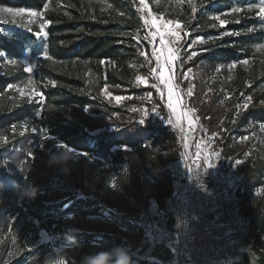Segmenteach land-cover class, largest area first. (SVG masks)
<instances>
[{"label": "trees", "instance_id": "16d2710c", "mask_svg": "<svg viewBox=\"0 0 264 264\" xmlns=\"http://www.w3.org/2000/svg\"><path fill=\"white\" fill-rule=\"evenodd\" d=\"M149 2L155 12L187 25L190 37L205 41L196 49L197 55L183 64L184 71L194 72L189 105L196 109L200 123L210 132L223 127L230 130L234 124L228 141L235 133L244 134L250 125L264 123V18L259 11L262 0H195L194 14L187 0ZM137 4V0H0V8H26L42 14L13 31L0 32V137L4 138L0 144V241L7 252L14 233L26 225L36 237L40 228L60 233L68 253L89 254V246L96 240L93 232L68 233L54 226L53 218L60 210L77 213L93 203L84 197L46 201L43 192L49 193L55 184L51 167L42 159V142L49 149L59 140L82 154L95 151L121 164L124 147L139 148L149 139H161V151L144 155L142 166L145 176L163 187L157 198L159 208L171 202L170 184L180 165L177 163L172 177L174 170L171 173L169 164L181 153L176 130L169 125L122 120L128 117V111L109 105L103 96L105 88L134 97L150 90L135 85L139 75L149 74L151 65L145 59L150 47L143 39ZM234 8L242 11H231ZM215 15L227 24L213 28V24L219 25L213 19ZM44 24L47 36L43 52H39L44 56L32 74L26 71L22 59ZM226 32L240 34L225 35ZM47 53L51 59H46ZM233 63L236 67H229ZM216 76L219 78L213 82ZM22 86L34 87L42 99L20 96L17 87ZM210 87L213 90L208 97ZM227 94L247 98L248 104L234 115L229 111ZM88 108L97 117L88 116ZM47 135L50 138L45 139ZM243 173L237 194L247 197L264 185V158L256 156L244 165ZM29 186L38 191L34 200L20 195ZM240 202L237 206L242 219L251 229L264 232V200L259 199L252 207L244 199ZM121 253L130 257L132 264H173V259L140 257L122 248L114 255L108 253L107 264H117ZM67 260L68 264L87 261L70 255ZM12 263L21 264L22 258Z\"/></svg>", "mask_w": 264, "mask_h": 264}, {"label": "rangeland", "instance_id": "374dc122", "mask_svg": "<svg viewBox=\"0 0 264 264\" xmlns=\"http://www.w3.org/2000/svg\"><path fill=\"white\" fill-rule=\"evenodd\" d=\"M137 1L136 10L141 20L140 27L143 36L149 35V30L144 21L150 19L151 15L169 20L164 13L155 12L149 0H145V3L149 6L148 12L141 11L140 0ZM159 1L154 0L156 3ZM187 1L189 3V0ZM262 2L264 6V0ZM193 6H195V0L191 2V7ZM22 9H24V13L20 16L0 11L1 33L13 31L24 23H30L37 18L28 15L33 10ZM195 12L196 10L194 12L192 10L193 14ZM180 24L183 27L182 39L179 43L181 60L173 66L174 85H179L180 94V104L177 108L178 111L184 113L179 121H177L175 113L168 107L166 86L159 83L151 72V68L156 67V61L154 57H151L152 45L147 41L150 47L147 55L148 63L151 64L150 72L147 76L139 75L136 78L135 85L136 87H149L150 90L143 92L139 97H134L133 95L114 94L105 88L103 96L109 105L121 107L123 110L128 111V117L122 120H129L135 124L169 125L176 130L181 153L169 164L171 173L174 170L172 177L176 171L177 163L181 166L180 161L178 162L177 159L180 160V156L182 158L183 149L197 146L202 149L207 158L221 157L219 173L229 182L230 188H235L239 182V172H243L244 165L252 162L256 156L264 158V123L250 125L242 135L235 133L231 136V141L226 139L227 135L235 130L234 124H231L230 130L223 127L219 131L210 132L200 123L196 115V109L189 105V98L192 94L188 95V87L190 84L192 85L193 93L194 72L192 70L189 72V69L184 71L183 67L179 65L186 63L188 61L187 56L192 52H197L196 49L200 46L197 41L201 39L204 41V39L202 37H190L187 25ZM45 32L46 24L43 25L41 35L35 33L36 40L30 42L29 48L22 59L25 68H32L30 72L32 74L36 71L40 57L44 56L43 53L39 52H43L44 49L43 41L47 36L43 35ZM158 40L159 37L156 38L157 49L159 48ZM186 76L189 79H185ZM218 78L219 76H216L213 82ZM153 85H158V87ZM17 89L22 97H28L30 100L38 99V101L42 99L41 94L34 87L22 86L17 87ZM212 90L213 88L210 87L207 92L208 97L211 96ZM226 98L229 111L233 112L234 115H237L249 101L247 98L241 100L240 96L236 97L231 94H227ZM173 101H176L175 94L173 95ZM133 109L136 111H133ZM86 113L92 118L97 117L89 108ZM141 120L144 122L140 123ZM71 122L76 123V120H71ZM112 127V125L109 126V128ZM48 138H50L49 135L45 136V139ZM3 140L4 138L0 137V144ZM53 143V146L49 149H45L44 142L41 143L42 147L40 146L42 159L51 167L53 174H50V176L55 184L52 191L47 194L43 192L46 201L60 202L66 199L84 197L90 199L93 203L87 210H80L77 213L67 212L64 209L60 210L53 218L54 226L60 227L62 231L68 233L74 231L95 233L96 240L89 246V250L92 252L89 254L82 251L65 252L66 242L60 233H50L46 229L40 228L38 237H36L30 226L26 225L14 233L13 244L8 252L3 246V241H0V263L4 261L5 264H16L12 261L20 257L22 258L21 264H57V262L58 264H68L67 255L88 260L101 255L108 256L109 252L114 255L119 248L136 256H147L162 260L164 252L161 251L160 245L171 248L169 242L172 238L170 227L172 201L166 203V208H159L157 198L162 193L163 187L145 176L142 164L144 155H155L161 151L163 141L152 138L139 148L124 147L126 151L125 159L121 164H114L110 156L103 157L95 151L82 154L59 140ZM65 151H69L74 158L62 165L50 163L53 155ZM180 166L177 171H179ZM65 168L67 171L64 170ZM170 185L172 189V181ZM241 199L247 201L250 207L255 205L259 199L264 200V185L247 197L240 196L239 202ZM237 205L234 210L237 217L242 219ZM36 225H39V223ZM153 245L156 246V251L154 255L150 256L148 255V249ZM165 264L168 263L165 262Z\"/></svg>", "mask_w": 264, "mask_h": 264}, {"label": "built area", "instance_id": "2783aa9c", "mask_svg": "<svg viewBox=\"0 0 264 264\" xmlns=\"http://www.w3.org/2000/svg\"><path fill=\"white\" fill-rule=\"evenodd\" d=\"M220 162L200 147L183 149L171 189L173 264H241L245 256L251 264H264V232L237 217V186L230 188L220 175ZM239 173L240 182L244 175ZM155 249L150 247L148 255Z\"/></svg>", "mask_w": 264, "mask_h": 264}, {"label": "snow or ice", "instance_id": "6c2138e0", "mask_svg": "<svg viewBox=\"0 0 264 264\" xmlns=\"http://www.w3.org/2000/svg\"><path fill=\"white\" fill-rule=\"evenodd\" d=\"M192 0H189V4H191ZM141 4V11L143 12H148L149 11V6L147 3H145V0H140ZM47 7V5L45 6ZM193 12L196 10L195 6L192 7ZM251 10V9H249ZM0 11L15 15V16H20L24 13V9H19V10H14L13 8H3L0 9ZM231 11L239 13L242 11L240 8H234ZM260 16L261 18H264V6H261L260 9ZM29 16L31 17H38L42 15L41 13L38 12H30L28 13ZM151 15V14H150ZM214 20L219 21V25L213 24L212 27L216 28L218 26H225L227 24V21L225 19H221L220 15H215L213 17ZM239 22V21H237ZM145 26L149 30V35H146L143 37L145 41H147L149 44L152 45V52H151V57L155 58L156 61V67L151 68V72L155 75L157 81L159 83H162L166 86L167 88V94H168V107L169 109L172 110L173 113L176 115L177 121L180 120L181 116L184 115V113L178 111L177 106L180 104L179 100V85H174L175 82V75H174V64L181 60V47L179 46V43L182 39L181 37V32L183 31L182 25L178 21L174 20H163L160 17L151 15L150 19H145L144 21ZM31 30V29H30ZM43 31V25H41V31L37 32L38 34L41 35V32ZM251 31V30H250ZM239 35L240 33H231V32H226L225 35ZM43 35H47V33H43ZM121 35H126V33H121ZM159 37L158 44L159 48L157 49L156 47V38ZM198 43H204L202 39L197 41ZM141 56H144V52H140ZM197 55L196 52H192L190 55L187 56V60H192V58ZM46 59H51L49 54H46ZM147 60L148 57H145ZM247 63V61H245ZM180 67H183V64L181 63L179 65ZM229 67L234 68L236 67V64L233 63L229 65ZM219 70V69H217ZM26 71L31 72L32 68L27 67ZM191 69H189V72ZM185 79H189V77H184ZM32 82L29 81V84ZM154 87H158V85H153ZM8 87H11V85H8ZM176 95V101H173V95ZM192 94V85L190 84L188 87V95L190 96ZM250 99V98H249ZM133 111H136L133 109ZM189 112L191 110H188ZM144 121L141 120L140 123H143ZM35 131V129H33ZM107 258L101 257L99 260L96 261V264H107Z\"/></svg>", "mask_w": 264, "mask_h": 264}, {"label": "clouds", "instance_id": "9594fccd", "mask_svg": "<svg viewBox=\"0 0 264 264\" xmlns=\"http://www.w3.org/2000/svg\"><path fill=\"white\" fill-rule=\"evenodd\" d=\"M73 158L74 157L69 151H65L61 154L53 155L51 157L50 163L53 165H56V164L62 165V164H65L68 160L73 159ZM64 170L67 171L66 168ZM20 195L25 199L34 200L38 196V191L34 187L29 186L27 188H24L22 192L20 193ZM101 257H105L107 258V260L109 259L107 255H101V256L96 257L95 259L89 258L86 261V264H94V261L99 260ZM117 264H132V261L130 257H127L126 255L121 253V258L119 259V261H117Z\"/></svg>", "mask_w": 264, "mask_h": 264}, {"label": "crops", "instance_id": "0c3cea01", "mask_svg": "<svg viewBox=\"0 0 264 264\" xmlns=\"http://www.w3.org/2000/svg\"><path fill=\"white\" fill-rule=\"evenodd\" d=\"M161 251L164 252L163 255V259L165 260H171L173 259V251L172 248L167 247L166 245H160ZM241 264H251L250 259L248 256H245L243 258H241L240 260Z\"/></svg>", "mask_w": 264, "mask_h": 264}]
</instances>
